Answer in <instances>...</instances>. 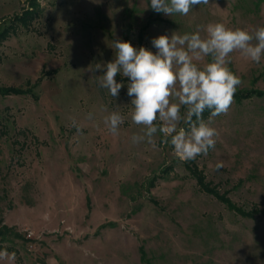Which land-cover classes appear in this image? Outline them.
<instances>
[{
  "label": "rangeland",
  "instance_id": "obj_1",
  "mask_svg": "<svg viewBox=\"0 0 264 264\" xmlns=\"http://www.w3.org/2000/svg\"><path fill=\"white\" fill-rule=\"evenodd\" d=\"M150 3L0 0V89L20 90L0 92V230L14 229L0 251L15 253L0 264H264V96L234 100L213 120L215 150L181 161L162 133L133 144L144 130L129 81L117 75L111 98L96 83L104 70H90L114 59L117 39L156 52L153 38L208 23L264 26V0L172 17ZM230 59L237 91L264 90V58ZM113 111L118 135L104 124Z\"/></svg>",
  "mask_w": 264,
  "mask_h": 264
},
{
  "label": "clouds",
  "instance_id": "obj_2",
  "mask_svg": "<svg viewBox=\"0 0 264 264\" xmlns=\"http://www.w3.org/2000/svg\"><path fill=\"white\" fill-rule=\"evenodd\" d=\"M201 4L208 5L209 0H151L150 7L172 17L187 16ZM151 43L156 52L143 46L136 48L130 41H113L114 59L90 69L104 70L103 75L95 77L96 83L115 98L124 87L116 81L117 75L129 81L131 120L144 130L143 135L131 137L133 144L145 139L151 144L159 132L181 161L207 156L209 150H215L219 138L213 120L227 115L243 83L229 67L231 55L239 53L259 64L264 58V26L249 29L214 22L197 26L191 33L159 35ZM182 107L186 109L183 116ZM206 110L210 112L207 120L203 118ZM181 121L187 128L178 127ZM123 123L124 117L117 111L104 117V124L113 135L119 134ZM73 126L80 131L75 120ZM222 167L223 161L218 162L216 168ZM10 255L14 258L15 253L0 251V259Z\"/></svg>",
  "mask_w": 264,
  "mask_h": 264
},
{
  "label": "trees",
  "instance_id": "obj_3",
  "mask_svg": "<svg viewBox=\"0 0 264 264\" xmlns=\"http://www.w3.org/2000/svg\"><path fill=\"white\" fill-rule=\"evenodd\" d=\"M24 16H25V14H24ZM24 16L23 17H21L20 18V20L22 21V20H25V19H23L24 18ZM8 30H1L0 31V37H3L4 35H5V33L7 32ZM0 92L2 93V94H11V93H16V94H18V93H20V90L19 89H17V88H7V89H0ZM251 96H264V90H261V89H258V88H253V89H251V90H249V89H244V90H238L236 93H235V95H234V100L235 101H237V102H239V101H241L242 99H246V98H250ZM209 111H205L204 113H203V118L205 119V118H207V116L209 115ZM193 119H195V117H193ZM200 184H202L201 183V181H200ZM3 228V230H0V235L2 236H4V235H8V232L9 231H13L14 229H11V227H7V226H3L2 227ZM14 232V231H13ZM4 239V238H3ZM1 249H3V250H8L7 249V247H1Z\"/></svg>",
  "mask_w": 264,
  "mask_h": 264
}]
</instances>
